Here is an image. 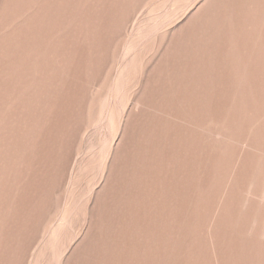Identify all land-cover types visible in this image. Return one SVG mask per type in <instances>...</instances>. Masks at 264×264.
<instances>
[{"label":"rangeland","instance_id":"obj_1","mask_svg":"<svg viewBox=\"0 0 264 264\" xmlns=\"http://www.w3.org/2000/svg\"><path fill=\"white\" fill-rule=\"evenodd\" d=\"M0 264H264V0H0Z\"/></svg>","mask_w":264,"mask_h":264}]
</instances>
